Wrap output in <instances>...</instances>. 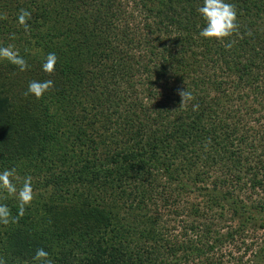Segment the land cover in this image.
<instances>
[{
	"label": "trees",
	"instance_id": "1",
	"mask_svg": "<svg viewBox=\"0 0 264 264\" xmlns=\"http://www.w3.org/2000/svg\"><path fill=\"white\" fill-rule=\"evenodd\" d=\"M228 2L231 47L199 37L202 0H0V46L30 65L0 61V171L36 193L0 225L7 264H264V0Z\"/></svg>",
	"mask_w": 264,
	"mask_h": 264
},
{
	"label": "clouds",
	"instance_id": "2",
	"mask_svg": "<svg viewBox=\"0 0 264 264\" xmlns=\"http://www.w3.org/2000/svg\"><path fill=\"white\" fill-rule=\"evenodd\" d=\"M197 12L203 21L199 37L203 40L217 43H223L228 40L227 46L231 47L230 38L238 33V11L236 6L229 3L228 0H202V4L197 9ZM0 19H6V17L0 16ZM31 19L32 13L22 8L17 14L16 23L25 32H28L31 27ZM0 61H6L15 66L20 72L30 70L28 61L11 45L6 47L0 46ZM57 63L58 57L56 53H48L41 64L42 72L51 76L56 70ZM53 89L54 83L51 79L31 80L28 82L24 95L25 97H33L39 101ZM179 95L182 98V107L193 99L188 90L181 91ZM197 108L198 105H193V111ZM15 175V168H6L0 171V190L6 192L8 197L16 198L18 201L16 216L11 215V211L6 204H0V225L8 226L9 224L18 223L25 211L31 206L33 200L31 177H26L23 187L18 190L16 184L13 182ZM32 260L33 264H53L49 252L44 248L36 249ZM0 264H7V261L3 257H0Z\"/></svg>",
	"mask_w": 264,
	"mask_h": 264
},
{
	"label": "rangeland",
	"instance_id": "3",
	"mask_svg": "<svg viewBox=\"0 0 264 264\" xmlns=\"http://www.w3.org/2000/svg\"><path fill=\"white\" fill-rule=\"evenodd\" d=\"M21 177H22V176L14 177V178H13V182H14V181H18V182L22 183L21 180H20ZM15 184H16V183H15ZM17 184H18V183H17ZM32 188H34V184L32 185ZM34 195H36V193L33 194V196H34ZM225 249H226V248H224V251H227V252H228V251H232V250H233V246H228V248H227L226 250H225ZM233 253H234V256H235V257H237V256L239 255L236 251H234Z\"/></svg>",
	"mask_w": 264,
	"mask_h": 264
}]
</instances>
